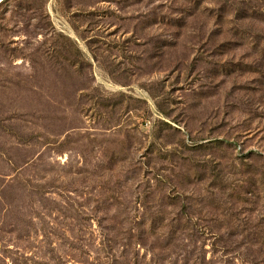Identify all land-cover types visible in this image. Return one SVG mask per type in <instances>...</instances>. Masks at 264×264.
<instances>
[{"label": "rangeland", "instance_id": "374dc122", "mask_svg": "<svg viewBox=\"0 0 264 264\" xmlns=\"http://www.w3.org/2000/svg\"><path fill=\"white\" fill-rule=\"evenodd\" d=\"M0 264H264V0L1 2Z\"/></svg>", "mask_w": 264, "mask_h": 264}, {"label": "bare ground", "instance_id": "6f19581e", "mask_svg": "<svg viewBox=\"0 0 264 264\" xmlns=\"http://www.w3.org/2000/svg\"><path fill=\"white\" fill-rule=\"evenodd\" d=\"M4 0H0V3L3 2Z\"/></svg>", "mask_w": 264, "mask_h": 264}]
</instances>
